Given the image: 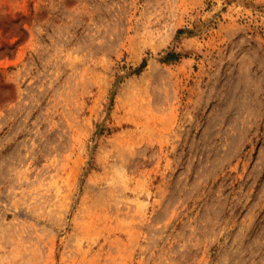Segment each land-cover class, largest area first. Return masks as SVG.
<instances>
[{
	"label": "rangeland",
	"instance_id": "obj_1",
	"mask_svg": "<svg viewBox=\"0 0 264 264\" xmlns=\"http://www.w3.org/2000/svg\"><path fill=\"white\" fill-rule=\"evenodd\" d=\"M0 264H264V0H0Z\"/></svg>",
	"mask_w": 264,
	"mask_h": 264
},
{
	"label": "trees",
	"instance_id": "obj_2",
	"mask_svg": "<svg viewBox=\"0 0 264 264\" xmlns=\"http://www.w3.org/2000/svg\"><path fill=\"white\" fill-rule=\"evenodd\" d=\"M170 56V55H169ZM141 67H142V65H141Z\"/></svg>",
	"mask_w": 264,
	"mask_h": 264
}]
</instances>
